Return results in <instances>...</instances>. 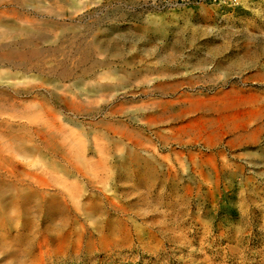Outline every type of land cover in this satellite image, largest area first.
I'll return each mask as SVG.
<instances>
[{"label":"rangeland","instance_id":"obj_1","mask_svg":"<svg viewBox=\"0 0 264 264\" xmlns=\"http://www.w3.org/2000/svg\"><path fill=\"white\" fill-rule=\"evenodd\" d=\"M8 53L0 57V264H264V0H0V55ZM23 84L33 89L19 92ZM208 95L218 107L237 99L229 113L260 109L251 126L261 130L234 147L229 136L207 147L209 133L191 132L163 146L154 130L182 122H145L161 101L176 109ZM136 141L155 162L120 167ZM100 158L107 167L92 163ZM26 172L70 185L39 189ZM27 187L44 198L18 197ZM66 190L80 194L69 208Z\"/></svg>","mask_w":264,"mask_h":264},{"label":"bare ground","instance_id":"obj_2","mask_svg":"<svg viewBox=\"0 0 264 264\" xmlns=\"http://www.w3.org/2000/svg\"><path fill=\"white\" fill-rule=\"evenodd\" d=\"M27 9V8H26ZM12 48V47H11ZM10 53H8V54H1L0 55V57L2 58V57H5V56H8ZM12 62H14V61H12ZM15 63H22L21 61H17V62H15ZM236 65V64H235ZM236 67V66H235ZM162 81H163V79H162ZM51 82V81H50ZM9 83H11V82H9ZM8 83V84H9ZM13 83V82H12ZM20 83V82H19ZM157 83V82H156ZM168 83H170V82H168ZM32 84V83H31ZM161 84V83H160ZM158 85L159 87H161V85ZM177 84V83H176ZM3 85V84H2ZM14 85H15V83H14ZM24 85V84H23ZM51 85H53V84H51ZM169 85V84H168ZM21 86V85H20ZM57 86V85H56ZM155 86V85H154ZM153 86V87H154ZM172 86V85H171ZM177 86V85H176ZM175 86V87H176ZM6 87V86H5ZM174 87V88H175ZM17 88V87H16ZM39 88V87H38ZM54 88V87H53ZM154 88H156V87H154ZM172 88H173V86H172ZM234 88V87H233ZM31 89H33V88H31V87H27V86H23V87H21V88H19V92H28V91H30ZM161 90L163 89V88H160ZM167 89V88H166ZM18 90V89H17ZM173 90H175V89H173ZM55 91V90H54ZM177 91V90H176ZM175 91V92H176ZM234 91V90H233ZM236 91V90H235ZM228 92V91H227ZM232 92V91H231ZM242 92V91H241ZM18 93V92H17ZM179 93V92H178ZM221 93H223V92H221ZM220 93V94H221ZM234 93V92H233ZM244 93V92H243ZM203 94V93H202ZM214 94V93H213ZM246 94V93H245ZM248 94V93H247ZM14 95H16V94H14ZM193 95V94H192ZM191 95V96H192ZM210 95H212V94H210ZM217 95H219V94H217ZM225 95V94H224ZM231 95V94H230ZM243 95V94H242ZM250 95V94H249ZM202 96V95H201ZM213 96V95H212ZM253 95H251V97L249 98L250 99V101L254 98V96L252 97ZM184 97V96H183ZM189 97H190V95H189ZM188 97V98H189ZM204 97V96H203ZM185 98V97H184ZM191 98V97H190ZM189 98V99H190ZM202 97H200V98H192V100H189V104L187 105V106H183V107H180L179 106V108H173V105H172V102L174 101H161V102H159L160 104H158L159 106L161 105V106H163L162 108V111L160 112V113H158V114H148V115H146V116H144V119H145V122H146V124H148V125H156V124H159V123H169V122H171V120H173V121H180V122H182V123H180L178 126H174L173 128H172V126H170V127H166V128H161V129H157V130H154V135H155V137L158 139V140H160V142L163 144V146H165V145H169V144H172V142L173 143H178V144H182L183 142H185V140H183L184 139V137L186 136V134L187 133H189V132H191V134H193L194 135V137L195 138H199L200 139V137H203L204 135L203 134H205V133H209V134H211V132L213 133V137H209V134H207L208 136L206 137L207 138V140L205 141L206 142V145H208L207 147H209V146H211L212 144H213V141H214V139H221L223 136H229V139H228V141L226 142V144H227V146H229V147H234L235 145H240V143H243V142H245L244 140L246 139V138H248V137H254L255 136V134H257L261 129V125H256L254 128L251 126L252 124H253V122H254V120H256L255 122H257V118L259 117V115H260V109H259V111H250V110H248V111H244L245 110V108H244V112H242V113H240V112H238V113H236L235 111H233V113H229V111L230 110H232V109H234L236 106H238V105H236V103H237V99L234 101V100H228V101H225V102H223V105L221 106V107H218L217 106V103H216V106H211L212 104H211V99H212V97L210 98V96L208 95V98H210V99H201ZM205 98H207V97H205ZM215 98V97H214ZM235 98V97H234ZM234 98H232V99H234ZM181 99V98H180ZM186 99V98H185ZM225 99V98H224ZM259 99V98H258ZM177 100H178V98H177ZM219 100V99H218ZM217 100V101H218ZM239 100V99H238ZM240 100H241V103H242V101L244 100L242 97L240 98ZM246 100V99H245ZM245 100H244V102H245ZM248 100V99H247ZM246 100V101H247ZM184 101V100H183ZM186 101H188V100H186ZM186 101H184L185 103H186ZM214 101H216V100H214ZM39 102V101H38ZM72 102H75L74 100H72ZM89 102V101H88ZM175 102H176V100H175ZM179 102V101H178ZM243 102V103H244ZM248 102V101H247ZM247 102H245V103H247ZM258 102V101H257ZM40 103V102H39ZM38 103V104H39ZM77 103V102H76ZM242 103V104H243ZM256 103V102H255ZM37 104V103H36ZM43 104V103H42ZM42 104H39L40 105V108L41 107H44V106H41ZM74 104V103H73ZM240 104V103H239ZM248 104V103H247ZM33 105H35V104H33ZM33 105H31V107H33ZM184 105V104H183ZM244 105V104H243ZM242 105V106H243ZM15 106V105H14ZM20 106H21V104H20ZM37 106V105H36ZM46 106V105H45ZM49 106V105H48ZM74 106H75V104H74ZM239 106H241V105H239ZM24 108V107H23ZM46 109H47V106L45 107ZM74 108V107H73ZM79 108V107H78ZM151 108V107H150ZM207 108V109H206ZM239 108V107H238ZM262 108V107H261ZM21 109V108H20ZM43 109V108H42ZM247 109V108H246ZM251 109V108H250ZM255 109V108H254ZM47 110H51L52 111V108H51V106H49V109H47ZM75 110V109H74ZM17 111H19V110H17ZM45 111V110H44ZM50 111V112H51ZM200 111H202L203 113H205V112H207V111H211V112H217L216 114H218L217 116H215V117H203L204 115H203V113L200 115ZM53 112V111H52ZM155 112V111H154ZM198 113L199 112V116L197 115L196 117H194V118H190L191 120H189L188 122H186V123H184L183 121L186 119L185 117L187 116L186 114H188V113ZM54 113H55V111H54ZM51 114V113H50ZM210 114V113H209ZM53 115V114H52ZM59 115V114H58ZM211 115V114H210ZM48 116V115H47ZM56 117H59V116H56ZM188 117H189V115H188ZM48 118V117H47ZM49 119V118H48ZM51 119V118H50ZM52 119H54V118H52ZM184 119V120H183ZM261 119V118H260ZM4 120V119H3ZM55 120V119H54ZM54 120H53V123H54ZM56 120H59V119H56ZM183 120V121H182ZM188 120V119H187ZM45 121V120H44ZM51 121V120H50ZM41 122V121H40ZM49 122V121H48ZM259 122V121H258ZM53 125V124H52ZM46 126H48L49 127V125H46ZM50 127H55V126H50ZM59 127V126H58ZM62 127V126H61ZM25 128V127H24ZM45 128V127H44ZM56 128V127H55ZM61 129V128H60ZM58 131V130H57ZM34 132V131H33ZM53 132V134H54V131H52ZM59 133V132H58ZM37 134V133H36ZM35 134V135H36ZM39 134V133H38ZM34 135V136H35ZM58 135V134H57ZM57 135H56V137H55V139L57 138ZM153 135V136H154ZM188 135V134H187ZM38 136V135H37ZM190 136V135H189ZM212 136V135H211ZM258 136V135H257ZM53 138V137H52ZM190 138H188V140H189ZM250 139V138H249ZM249 139H247V140H249ZM41 140V139H40ZM152 140V139H151ZM188 140H187V142H188ZM194 140V139H193ZM192 140V141H193ZM225 140H227V139H225ZM254 140V139H253ZM46 141V140H45ZM56 141H57V139H56ZM149 142L150 140L148 139V138H145V140H144V142ZM190 141V140H189ZM202 141H204V140H202ZM218 141H221V140H218ZM58 142V141H57ZM60 142V141H59ZM144 142H142V141H136L135 143H132L133 144V146H132V148H130V154H128L127 156H121V157H119V158H117V160H116V162H118L119 163V165H120V167H124V166H129V167H131V166H134V167H140V166H142V165H144V166H146V168L147 167H149L150 166V163H152V155L148 158V157H142L141 155H140V153L138 152V151H144V150H141L140 148V146H141V144H143ZM191 142V141H190ZM194 142V141H193ZM222 142V141H221ZM192 143V142H191ZM200 143V142H199ZM59 144V143H58ZM198 144V143H197ZM203 144V143H202ZM217 144V143H216ZM54 145V144H53ZM61 145V147H62V144H60ZM64 145V144H63ZM81 145V144H80ZM136 145H140L139 146V148H137L136 147ZM214 145V144H213ZM13 146V145H12ZM33 146V145H32ZM55 146V145H54ZM204 146V145H203ZM9 147V146H8ZM65 147V146H64ZM135 147H136V149H138V150H136L135 151ZM154 147V146H153ZM170 147V146H169ZM27 148V146L25 147V149ZM34 149H35V147H33ZM63 148V147H62ZM23 149V148H22ZM39 149V148H38ZM173 149V148H172ZM200 149V148H199ZM31 150V149H30ZM98 150V149H97ZM155 149H153V151H154ZM222 150V149H221ZM7 151V150H6ZM9 151V150H8ZM42 151V150H41ZM175 151V150H174ZM218 151V150H217ZM16 152V151H15ZM25 152V151H24ZM37 152H38V150H37ZM39 152H40V149H39ZM46 152V151H45ZM179 152V151H178ZM199 152V151H198ZM211 153L213 152L212 150L210 151ZM216 152V151H215ZM220 152V151H219ZM221 152H223V151H221ZM226 152V151H225ZM27 153V152H26ZM150 153V152H149ZM176 153V152H175ZM218 153V152H217ZM18 154V153H17ZM28 154V153H27ZM27 154H24V155H27ZM220 154H222V153H220ZM38 155H40L39 153H38ZM56 155V154H55ZM169 155V154H168ZM175 155H177V154H175ZM15 156V155H14ZM28 156V155H27ZM42 156V155H41ZM101 156V155H100ZM221 156V155H220ZM26 157V156H25ZM24 157V158H25ZM39 157V156H38ZM40 158V157H39ZM46 158V157H45ZM102 158V157H101ZM99 159L98 161H94V162H92V163H96L97 165H99V166H101V167H107V164H109L107 161H103L102 159ZM41 159V158H40ZM78 159V158H77ZM86 159V158H85ZM106 159V158H105ZM108 159V158H107ZM106 159V160H107ZM224 159V158H223ZM79 160V159H78ZM77 160V161H78ZM109 160V159H108ZM180 160H182V159H180ZM4 161V160H3ZM9 161V160H8ZM35 161V160H34ZM77 161H76V164H77ZM154 161V160H153ZM224 161V160H223ZM81 162L82 161H80V164L79 165H81ZM155 162V161H154ZM164 162V161H163ZM166 162V161H165ZM164 162V164L167 166V162L165 163ZM212 162V161H211ZM226 162V161H225ZM7 163V162H6ZM35 163V162H34ZM30 164H31V161H30ZM29 164V165H30ZM51 164V163H50ZM74 165L75 166V169H77V171H79L78 173H80L81 171H80V169H79V167H81L82 168V166H78V165ZM89 164V163H88ZM111 164V163H110ZM163 164V165H164ZM208 164H210V163H208ZM223 164V163H222ZM9 165V164H8ZM23 165V164H22ZM26 165V164H25ZM29 165H27V166H29ZM34 165V164H33ZM38 165V164H37ZM46 165V164H45ZM52 165V164H51ZM56 165V164H55ZM161 165V164H160ZM42 166H44V165H42ZM92 166V165H91ZM90 166V167H91ZM94 166V165H93ZM171 166V165H170ZM37 167V166H36ZM51 167H53V166H51ZM56 167V166H55ZM62 167V166H61ZM208 167V166H207ZM206 167V168H207ZM225 167V166H224ZM231 167V166H230ZM239 167V166H238ZM35 168V167H34ZM44 168H45V166H44ZM93 168V167H92ZM94 168H96V167H94ZM98 168V167H97ZM110 168V167H109ZM169 168V167H168ZM167 168V170H169ZM209 168H210V166H209ZM226 168V167H225ZM5 169V168H4ZM41 169V168H40ZM55 169L56 168H54V171H55ZM104 169V168H103ZM174 169V168H173ZM211 169V168H210ZM227 169V168H226ZM61 170V169H60ZM62 170H63V172H64V174H68V170H67V167L66 166H63L62 167ZM92 170V169H91ZM98 170V169H97ZM101 170V169H100ZM109 170V169H108ZM117 170V169H116ZM179 170V169H178ZM224 170V169H223ZM71 171V170H70ZM103 171V170H102ZM150 171V170H149ZM207 171V170H206ZM210 171H212V170H210ZM220 171V170H219ZM229 171V170H228ZM12 172V171H11ZM10 172V173H11ZM74 172V171H73ZM84 172H86V170L84 171ZM90 172V171H89ZM96 172H98V171H96ZM109 172V171H108ZM129 172V171H128ZM153 172V171H152ZM156 172V171H155ZM39 173V172H38ZM54 173V172H53ZM76 173V172H75ZM99 173V172H98ZM165 173V172H164ZM184 173V172H183ZM203 173V172H202ZM211 173V172H210ZM224 173V172H223ZM229 173V172H228ZM227 173V174H228ZM63 174V175H64ZM93 174V173H92ZM94 174H95V172H94ZM93 174V175H94ZM109 174V173H108ZM147 174V173H146ZM204 174H205V172H204ZM24 175L25 176H23L24 178L23 179H25V180H31V182H33V184L34 185H36L39 189H43L44 187H46V186H48V185H51V183L52 182H54L56 185H59V186H61V188H67L68 187V185H70V183L66 180V179H63V178H61V179H59V180H57L56 179V177H45L44 176V174H43V176H41L40 174H36V173H29V172H26V173H24ZM72 175V174H71ZM80 175H83V172L82 173H80ZM90 175V174H89ZM88 175V176H89ZM105 175L106 176H108L107 175V173H105ZM158 175H159V173H158ZM161 175V174H160ZM162 175H164V174H162ZM207 175H208V173H207ZM207 175H205V176H207ZM215 175V174H214ZM78 176V175H77ZM87 176V177H88ZM92 176V175H91ZM103 176V175H102ZM105 176V177H106ZM113 176H115L114 174H113ZM155 176V175H154ZM172 176H174V175H172ZM204 176V177H205ZM11 177V176H10ZM67 177V179H68V176H66ZM74 177V176H73ZM96 176L94 175V176H92V178H95ZM109 177V176H108ZM116 177V176H115ZM120 177V176H119ZM139 177V176H138ZM148 177V176H147ZM152 176H150V178H151ZM169 177V176H168ZM200 177V176H199ZM208 177V176H207ZM207 177H205V178H207ZM16 178V177H15ZM86 178V177H85ZM17 179V178H16ZM76 179V178H75ZM82 179V178H81ZM98 179H99V181L100 182H102V184L105 182V180H103V178L102 177H98ZM105 179V178H104ZM110 179V178H109ZM112 179V178H111ZM141 179V178H140ZM202 179V178H201ZM217 179V178H216ZM215 179V180H216ZM226 179V178H225ZM80 180V179H79ZM88 180V179H87ZM89 180H91L90 178H89ZM95 180V179H94ZM212 180V179H211ZM210 180V181H211ZM84 181V180H83ZM92 181V180H91ZM158 181V180H157ZM214 181V180H213ZM219 181V180H218ZM30 182V181H29ZM99 182V183H100ZM141 182V181H140ZM198 182H200V181H198ZM92 183H95V182H93L92 181ZM91 183V184H92ZM202 183V182H201ZM207 183V182H206ZM210 183V182H209ZM213 183V182H212ZM23 184H25V183H23ZM32 184V185H33ZM55 184H53V185H55ZM98 184V183H97ZM101 184V183H100ZM110 184V183H109ZM30 185H31V183H30ZM79 185V183L77 184L75 181L72 183V185L70 186V187H77ZM85 185V184H84ZM88 185H89V183H88ZM154 185V184H153ZM201 185V184H200ZM18 186V185H17ZM22 186V185H21ZM52 186V185H51ZM92 186V185H91ZM101 186V185H100ZM103 186H105L104 184H103ZM207 186V185H206ZM22 187H24V186H22ZM54 187V186H53ZM79 187V186H78ZM77 187V188H78ZM97 187V186H96ZM147 187V186H146ZM18 188V187H17ZM33 188V187H32ZM38 188H34V190H31L29 187H27V189L29 190V192H25V191H20L21 193H18V197L19 196H21V198L23 199V200H28V202H29V200H31L32 198H34L36 195H38L40 198H41V200H42V198H44V196H45V194H43L42 193V191L41 190H38ZM57 188H58V186H57ZM69 188V187H68ZM76 188V189H77ZM85 188V187H84ZM99 188V187H98ZM97 188V189H98ZM20 189H21V187H20ZM79 189V188H78ZM105 189V188H104ZM106 189H107V187H106ZM127 189V188H126ZM130 189V188H129ZM24 190H26V189H24ZM68 190V189H67ZM67 190L65 191V195L64 196H61L60 198H61V202L62 203H64V206L65 207H67V208H69L68 207V204H67V200H69V201H73V198L74 197H76V196H78V195H80V194H78V193H76V192H74V193H72L73 192V190H71V192H70V190H69V192H67ZM99 190V189H98ZM111 190V189H110ZM41 192L42 194H40L39 195V193L38 192ZM48 191V190H47ZM62 191V190H61ZM76 191V190H75ZM78 191V190H77ZM17 192V191H16ZM60 192V191H59ZM67 192V193H66ZM112 192V191H111ZM47 193V192H46ZM51 193H53V192H51ZM63 193V192H62ZM106 193V192H105ZM108 193V192H107ZM106 193V194H107ZM110 193V192H109ZM114 193H116V192H114ZM61 194V193H60ZM84 194V193H83ZM82 194V195H83ZM126 194H127V192H126ZM86 195V194H85ZM91 196V195H90ZM94 196V195H93ZM119 196V195H118ZM91 198V197H90ZM115 198V197H114ZM123 198V197H122ZM78 199V198H77ZM16 200H18V199H16ZM33 200H35V199H33ZM121 200V199H120ZM52 201V200H51ZM53 202V201H52ZM58 202V201H57ZM110 202H113V201H110ZM30 203V202H29ZM35 203V202H34ZM51 203V202H50ZM78 203H79V201H78ZM88 203V202H87ZM117 203V202H116ZM125 203V202H124ZM52 204H54V203H52ZM61 204V203H60ZM108 205H109V203H107ZM112 204V203H111ZM121 204V203H120ZM120 204L118 205V203H117V205L118 206H120ZM123 204V203H122ZM43 205V204H42ZM70 205H71V203H70ZM69 205V206H70ZM76 205V204H75ZM100 205V204H99ZM37 206V205H36ZM52 206H54V205H52ZM80 206V205H79ZM114 206V205H113ZM34 207V206H33ZM56 207V206H55ZM54 207V208H55ZM59 207V206H58ZM103 207V206H102ZM106 207V206H105ZM111 207V206H110ZM115 207V206H114ZM124 207V206H123ZM29 208V207H28ZM27 208V209H28ZM35 208V207H34ZM60 209H61V207H59ZM93 208V207H92ZM91 208V209H92ZM31 209V208H30ZM37 209V208H36ZM35 209V210H36ZM42 209V208H41ZM50 209V208H49ZM60 209H59V211H60ZM74 209V208H73ZM101 209V208H100ZM99 209V210H100ZM115 209V208H114ZM117 209V208H116ZM118 209H120V208H118ZM40 210V209H39ZM43 210V209H42ZM68 210V209H67ZM86 210V209H85ZM103 210V209H102ZM122 211H123V209H121ZM29 211V210H28ZM69 211V210H68ZM107 211H109V210H107ZM120 211V210H119ZM121 211V212H122ZM43 212V211H42ZM45 212V211H44ZM70 213V212H69ZM78 213H79V211H78ZM93 209L92 210H90V212L88 211L87 212V214H88V216H90L91 215V217L93 216ZM101 213V212H100ZM116 213V212H115ZM124 213V212H123ZM86 214V215H87ZM95 214V213H94ZM38 215V214H37ZM120 215V214H119ZM39 216V215H38ZM84 216V215H83ZM101 216V215H100ZM90 217V218H91ZM87 218V217H86ZM93 218V217H92ZM94 218H96L95 216H94ZM93 218V219H94Z\"/></svg>","mask_w":264,"mask_h":264}]
</instances>
